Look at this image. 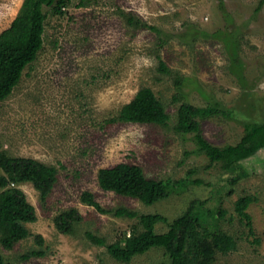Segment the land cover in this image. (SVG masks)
Masks as SVG:
<instances>
[{
	"label": "rangeland",
	"instance_id": "1",
	"mask_svg": "<svg viewBox=\"0 0 264 264\" xmlns=\"http://www.w3.org/2000/svg\"><path fill=\"white\" fill-rule=\"evenodd\" d=\"M23 1L0 0V33ZM69 1L62 15L45 9L44 48L0 102V153L59 169L46 202L32 183H16L38 219L26 224L30 237L11 250L0 246L1 254L12 264H169L157 248L130 262L116 260L86 233L125 245L141 215L173 221L192 204L202 232L227 233L237 242L215 264H264V0ZM129 14L147 27L129 26ZM160 61L169 73L160 71ZM142 88L165 107L167 125H108ZM184 103L226 112L201 120L204 138L220 148L237 144L246 124H258L255 157L232 171L212 163L195 134L175 129ZM122 163L141 167L153 181L150 203L101 189L99 171ZM86 191L104 212L82 202ZM248 195L256 199L247 210L253 231L235 207ZM70 209L84 219L66 235L55 219ZM120 209L138 218L122 217ZM34 251L44 255L25 258Z\"/></svg>",
	"mask_w": 264,
	"mask_h": 264
},
{
	"label": "trees",
	"instance_id": "2",
	"mask_svg": "<svg viewBox=\"0 0 264 264\" xmlns=\"http://www.w3.org/2000/svg\"><path fill=\"white\" fill-rule=\"evenodd\" d=\"M81 0L80 5H85ZM69 0H24L22 6L9 28L0 33V102L7 100L20 84L23 73L32 65L44 48L47 12L51 9L56 15H62L69 5ZM129 26L141 29L146 24L131 14L126 15ZM160 71L169 73L163 61ZM177 78L176 85L179 86ZM226 115L217 107H196L184 103L177 111L176 131L184 134H195L199 151L212 163L220 164L227 171H232L238 164L249 160L257 154L259 146L257 135L258 124H246L244 135L235 145L217 147L208 142L201 129V120L215 115ZM169 114L156 97L151 88H142L135 98L124 105L119 114L106 123L157 124L166 126ZM253 126V127H251ZM250 128L253 130L250 131ZM59 169L46 165L38 160L24 157H12L6 152L0 153V246L11 250L20 241L32 234L26 227L28 223L37 221L35 207L28 202L24 192L16 186L19 182H30L40 192L46 202L58 182ZM99 185L102 190L150 203L154 198V183L147 178L144 170L136 165L122 163L112 168L99 171ZM197 185L202 181H195ZM256 199L244 196L235 204L236 212L253 231L251 215L247 212L249 205ZM82 202L104 212L96 196L89 191L82 195ZM224 215V211L220 212ZM122 217L138 218L136 212L120 209ZM84 217L76 209L60 214L55 220L57 229L66 235L72 234L74 226L81 223ZM159 224H165L168 230L158 233ZM138 227L141 228L138 231ZM201 216L194 205L178 217L170 221L160 214H147L139 217V226L131 231L130 242L123 245L121 241L108 244L104 238L91 232L86 237L94 244L103 246L108 253L119 261L130 262L136 256L148 253L152 249H162L169 258V264H215L219 254L227 255L237 249L236 240L227 233H208L201 231ZM37 241L43 244V238ZM44 252L34 251L25 256H43ZM0 264H12L0 252Z\"/></svg>",
	"mask_w": 264,
	"mask_h": 264
}]
</instances>
